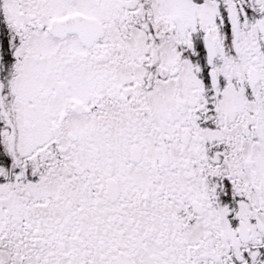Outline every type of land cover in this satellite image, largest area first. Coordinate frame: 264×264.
Here are the masks:
<instances>
[{"label":"snow or ice","instance_id":"obj_1","mask_svg":"<svg viewBox=\"0 0 264 264\" xmlns=\"http://www.w3.org/2000/svg\"><path fill=\"white\" fill-rule=\"evenodd\" d=\"M0 264H264V0H0Z\"/></svg>","mask_w":264,"mask_h":264}]
</instances>
